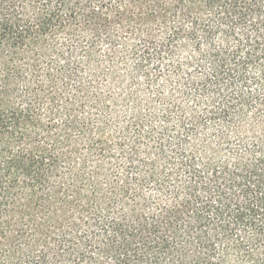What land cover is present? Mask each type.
Segmentation results:
<instances>
[{"label":"trees","instance_id":"16d2710c","mask_svg":"<svg viewBox=\"0 0 264 264\" xmlns=\"http://www.w3.org/2000/svg\"><path fill=\"white\" fill-rule=\"evenodd\" d=\"M0 264H264V0H0Z\"/></svg>","mask_w":264,"mask_h":264}]
</instances>
